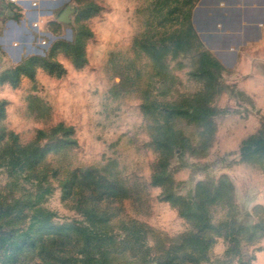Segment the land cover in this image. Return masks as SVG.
Returning <instances> with one entry per match:
<instances>
[{
	"label": "rangeland",
	"instance_id": "374dc122",
	"mask_svg": "<svg viewBox=\"0 0 264 264\" xmlns=\"http://www.w3.org/2000/svg\"><path fill=\"white\" fill-rule=\"evenodd\" d=\"M202 1L63 0L0 43V264H264V40Z\"/></svg>",
	"mask_w": 264,
	"mask_h": 264
},
{
	"label": "crops",
	"instance_id": "0c3cea01",
	"mask_svg": "<svg viewBox=\"0 0 264 264\" xmlns=\"http://www.w3.org/2000/svg\"><path fill=\"white\" fill-rule=\"evenodd\" d=\"M62 1L63 0H19L18 4H14L9 0H0V43L2 45H11L14 39L17 38L18 40L19 38L22 40L23 37L26 42L31 43L34 39L33 32H38V30L40 31L41 29L39 23L40 18L52 15L51 12H40L39 5L40 7L46 4H55L58 6V3L59 5L63 4ZM202 2L204 4L202 8H206V11H210V9L212 11H223V13L230 11V13H228V16H230L229 19L233 18L230 19V24H234L238 29L243 28L242 30H245L248 26L258 27L261 34L260 36L262 40H264V0H203ZM230 3L236 5L231 7ZM205 5H208V8L205 7ZM201 11L204 10L202 9ZM219 31L218 27V34H220ZM244 32L245 31H242L241 34ZM227 34L228 33L223 32L224 36ZM6 37L8 39H6ZM28 43H26V46H30ZM260 47H262V51L264 52V42ZM22 50L23 47L20 48V52H22ZM259 62L264 65V56L261 55Z\"/></svg>",
	"mask_w": 264,
	"mask_h": 264
},
{
	"label": "trees",
	"instance_id": "16d2710c",
	"mask_svg": "<svg viewBox=\"0 0 264 264\" xmlns=\"http://www.w3.org/2000/svg\"><path fill=\"white\" fill-rule=\"evenodd\" d=\"M95 5V4H94ZM90 6L88 9H85V12L87 11L88 14L85 16V18H90L92 17L94 14H97L99 11H100V7L99 6ZM89 12H92L91 14ZM79 43H77L76 45L77 46H71L69 48V51L72 53V54H77L78 57H80L82 59V54H79L78 52L81 51V48L80 46L78 45ZM46 67L47 68H50L51 71H52V67L51 65L49 64H46ZM31 72L29 73V76L30 77H33L34 76V69L30 68ZM22 66L18 69V70H13V75H14V78H13V81L15 82V84L17 83V81L19 80V77L22 73ZM10 71V70H9ZM9 71H7L6 73H8ZM4 73V74H6ZM4 76V75H3ZM2 76V77H3ZM1 78V77H0ZM4 81V78L1 80V82ZM263 135H260L259 137H253L249 140H247L244 144V147L242 148L243 149V156H247L248 158H254V157H257V158H263L264 159V137H262ZM32 147H26V148H18V152L20 154V157L18 159H16V163H15V166H17L19 164V160L22 159V157H24L21 161H25L27 163V161H32V164L35 163L37 161V159L40 157V156H43V153L42 154H39L40 153V149L39 147H33V149H30ZM33 150V151H32ZM88 178H92L94 179L93 176H95V172L94 171H88L86 174H85ZM172 197L169 196L168 198V201L171 200ZM188 213V214H187ZM186 215H189L190 217L193 216V211H192V208L187 205V210L185 212ZM55 214H48L47 218V224L45 222V225H46V228L47 227H54L52 224H51V221L53 220ZM46 221V220H45ZM20 242V239L19 238H16L14 240V243L16 244V250L18 249H21V247L19 248L18 247V243ZM12 244H10V246L7 249V252L11 250Z\"/></svg>",
	"mask_w": 264,
	"mask_h": 264
},
{
	"label": "water",
	"instance_id": "95a60500",
	"mask_svg": "<svg viewBox=\"0 0 264 264\" xmlns=\"http://www.w3.org/2000/svg\"><path fill=\"white\" fill-rule=\"evenodd\" d=\"M74 11L71 9V7H67L63 12L62 14L60 15L59 17V21L61 23H65V24H68L71 22L70 20V16L72 15Z\"/></svg>",
	"mask_w": 264,
	"mask_h": 264
},
{
	"label": "built area",
	"instance_id": "2783aa9c",
	"mask_svg": "<svg viewBox=\"0 0 264 264\" xmlns=\"http://www.w3.org/2000/svg\"><path fill=\"white\" fill-rule=\"evenodd\" d=\"M13 3H19V0H11Z\"/></svg>",
	"mask_w": 264,
	"mask_h": 264
}]
</instances>
